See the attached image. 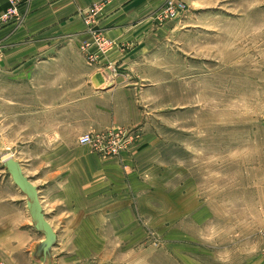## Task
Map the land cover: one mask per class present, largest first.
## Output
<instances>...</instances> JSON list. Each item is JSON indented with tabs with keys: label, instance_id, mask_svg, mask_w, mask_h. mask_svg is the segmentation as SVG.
Listing matches in <instances>:
<instances>
[{
	"label": "rangeland",
	"instance_id": "374dc122",
	"mask_svg": "<svg viewBox=\"0 0 264 264\" xmlns=\"http://www.w3.org/2000/svg\"><path fill=\"white\" fill-rule=\"evenodd\" d=\"M151 31L150 46L122 70L163 174L150 190L137 182V128L115 130L123 149L94 150L123 162V213L73 226L43 214L36 264H241L264 252V0H165ZM81 57L57 65L63 81L83 77ZM52 112L36 87H0V229L6 197L38 192L70 158L52 150ZM25 253L0 247V264H24Z\"/></svg>",
	"mask_w": 264,
	"mask_h": 264
},
{
	"label": "crops",
	"instance_id": "0c3cea01",
	"mask_svg": "<svg viewBox=\"0 0 264 264\" xmlns=\"http://www.w3.org/2000/svg\"><path fill=\"white\" fill-rule=\"evenodd\" d=\"M164 2L21 0V17L0 29V77L5 74L8 78L3 84L0 81V87H36L38 101L53 111L52 150L66 152L70 157L60 166L55 165L51 179L44 180V187L38 189L41 219H31L28 197L15 199L12 193L13 197L5 199L0 247L7 252H13V248L30 249L29 255V250L25 251L24 264H31L29 260L36 264L32 249L37 246V239L44 237L48 222L43 214L56 215L60 222L65 216L67 225L73 226L78 217L84 225L87 217L92 221L123 213L126 192L122 160L101 155L91 144H81L82 135L137 128L135 140L141 143L131 149L135 153L136 181L147 189L152 179L162 173L157 171L160 145L145 131L144 115L135 105L134 81L122 68H133L136 56L157 36L151 27ZM95 4L101 8L94 19L93 32L84 22V13ZM7 6L6 0H0V9ZM102 41H109L108 48L101 50ZM85 43L87 52L97 55V60H87V53L81 49ZM77 56H82L87 64L83 77L63 81L57 65L72 64ZM63 87L77 90L63 91ZM67 136L71 137L68 141L64 138ZM16 200L21 204L16 205ZM53 220L49 222L57 227ZM241 264H264V252Z\"/></svg>",
	"mask_w": 264,
	"mask_h": 264
},
{
	"label": "built area",
	"instance_id": "2783aa9c",
	"mask_svg": "<svg viewBox=\"0 0 264 264\" xmlns=\"http://www.w3.org/2000/svg\"><path fill=\"white\" fill-rule=\"evenodd\" d=\"M8 6L4 9H0V29L6 25L7 23L17 20L21 17V0H6ZM101 8L100 4H95L84 13V22L88 28H90L93 32H95V24L94 19L98 14ZM167 12L173 15L175 14L174 7L172 1L169 2L167 6ZM109 41H102L101 50L108 48ZM88 44L85 43L81 49L87 53V60L89 62H93L97 60V55L87 52ZM114 73H117V69L113 68ZM119 134L115 130H108L106 132L91 135L84 134L80 137V143L82 144H91L99 151H106L107 153H117L119 150L123 149V142L119 139ZM262 237L264 239V229L262 231Z\"/></svg>",
	"mask_w": 264,
	"mask_h": 264
},
{
	"label": "water",
	"instance_id": "95a60500",
	"mask_svg": "<svg viewBox=\"0 0 264 264\" xmlns=\"http://www.w3.org/2000/svg\"><path fill=\"white\" fill-rule=\"evenodd\" d=\"M11 167V170L14 172V167L13 166H10ZM17 174V173H16ZM21 178V177H20ZM21 179H23V178H21ZM28 197V199H29V201H30V204H31V206H30V211H31V213H32V217L34 218V220H36V219H41V210H40V208L38 207V201H37V192L35 193V191H34V189H32V195L31 196H27ZM36 216H38V217H36ZM36 224H38V222L36 223ZM45 232V231H44ZM51 242H49V244H50ZM49 245H47V247H48ZM47 247L45 246L44 248H45V250L47 249Z\"/></svg>",
	"mask_w": 264,
	"mask_h": 264
}]
</instances>
